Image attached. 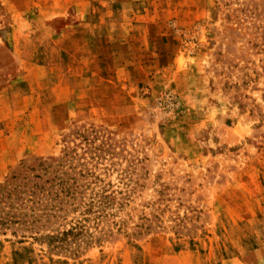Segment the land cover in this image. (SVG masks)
I'll list each match as a JSON object with an SVG mask.
<instances>
[{
    "label": "rangeland",
    "instance_id": "obj_1",
    "mask_svg": "<svg viewBox=\"0 0 264 264\" xmlns=\"http://www.w3.org/2000/svg\"><path fill=\"white\" fill-rule=\"evenodd\" d=\"M142 14L159 41L109 43ZM26 179L0 264H264V0H0V186Z\"/></svg>",
    "mask_w": 264,
    "mask_h": 264
},
{
    "label": "crops",
    "instance_id": "obj_2",
    "mask_svg": "<svg viewBox=\"0 0 264 264\" xmlns=\"http://www.w3.org/2000/svg\"><path fill=\"white\" fill-rule=\"evenodd\" d=\"M166 3L167 2L165 1L164 4L163 2H160L159 6L162 7L163 5H166ZM144 5L149 6L148 4ZM168 5L171 7V2ZM167 19L168 18L161 16L160 14H142L126 18L110 17L106 19V17H102V23L108 24L107 37L110 38V44L116 45L118 41L125 43L123 39H127V42H129L128 46L143 47L145 43L147 44L148 40L151 42V37L157 39V41L160 40L161 28L167 23ZM154 25H157L155 31L153 30ZM126 29L128 31H126ZM157 29H159L160 32ZM137 35H140L139 38L136 37ZM139 40H141V42H139Z\"/></svg>",
    "mask_w": 264,
    "mask_h": 264
},
{
    "label": "trees",
    "instance_id": "obj_3",
    "mask_svg": "<svg viewBox=\"0 0 264 264\" xmlns=\"http://www.w3.org/2000/svg\"><path fill=\"white\" fill-rule=\"evenodd\" d=\"M30 183L33 182L29 179L21 182L11 180L0 186V223L3 226L9 227L17 224L30 230H34L37 226L38 219L25 218L26 213L21 210L29 202L36 201L39 183H33L36 186L32 187ZM20 210L21 214H18ZM46 214L49 213L46 212Z\"/></svg>",
    "mask_w": 264,
    "mask_h": 264
},
{
    "label": "built area",
    "instance_id": "obj_4",
    "mask_svg": "<svg viewBox=\"0 0 264 264\" xmlns=\"http://www.w3.org/2000/svg\"><path fill=\"white\" fill-rule=\"evenodd\" d=\"M176 102V98L172 93L165 94L163 98H161V103L167 106H174Z\"/></svg>",
    "mask_w": 264,
    "mask_h": 264
}]
</instances>
